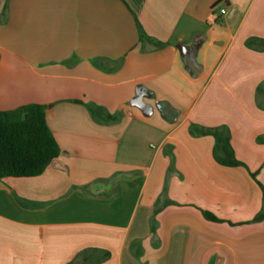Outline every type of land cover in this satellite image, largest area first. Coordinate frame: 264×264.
<instances>
[{"label": "crops", "instance_id": "obj_1", "mask_svg": "<svg viewBox=\"0 0 264 264\" xmlns=\"http://www.w3.org/2000/svg\"><path fill=\"white\" fill-rule=\"evenodd\" d=\"M33 104L60 155L0 180V264H264V0H0V112Z\"/></svg>", "mask_w": 264, "mask_h": 264}, {"label": "trees", "instance_id": "obj_2", "mask_svg": "<svg viewBox=\"0 0 264 264\" xmlns=\"http://www.w3.org/2000/svg\"><path fill=\"white\" fill-rule=\"evenodd\" d=\"M143 38L145 36H142ZM149 40V38L145 37ZM253 40H249L250 45ZM95 65L104 68V64L96 61ZM96 119L103 112L100 107L90 109ZM107 120L116 118L107 114ZM193 136L210 135L215 139L214 158L222 166L241 167L240 162L230 144L228 130L222 128L205 129L191 126ZM60 155L59 145L52 134L46 120L45 107L27 105L14 111L0 112V180L5 178H29L41 175L45 169ZM255 178L254 174H251ZM86 191L87 187H82ZM203 216L212 222H220L213 214L203 211ZM264 219V211L256 216L255 221ZM86 252L78 256L81 263H88ZM109 254H105L107 259ZM69 264H76L73 261Z\"/></svg>", "mask_w": 264, "mask_h": 264}, {"label": "water", "instance_id": "obj_3", "mask_svg": "<svg viewBox=\"0 0 264 264\" xmlns=\"http://www.w3.org/2000/svg\"><path fill=\"white\" fill-rule=\"evenodd\" d=\"M178 49H179V51H180V53H181V55H185V52H184V50L183 49H181V47H178ZM134 103L136 104V105H138V106H140L141 107V102H140V98L138 97V98H136V100H134Z\"/></svg>", "mask_w": 264, "mask_h": 264}, {"label": "built area", "instance_id": "obj_4", "mask_svg": "<svg viewBox=\"0 0 264 264\" xmlns=\"http://www.w3.org/2000/svg\"><path fill=\"white\" fill-rule=\"evenodd\" d=\"M225 11H226V8L224 7V8L221 10V12H222V13H225Z\"/></svg>", "mask_w": 264, "mask_h": 264}]
</instances>
